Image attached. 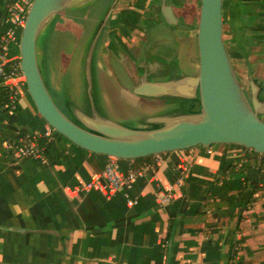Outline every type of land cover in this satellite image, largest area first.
I'll use <instances>...</instances> for the list:
<instances>
[{
  "label": "crops",
  "instance_id": "1",
  "mask_svg": "<svg viewBox=\"0 0 264 264\" xmlns=\"http://www.w3.org/2000/svg\"><path fill=\"white\" fill-rule=\"evenodd\" d=\"M9 1L0 0V30ZM113 1L105 5L97 25ZM167 2L179 18L176 24L166 20L163 0H116L94 57L98 52L105 57L126 55L137 61L142 70L137 72L148 69L149 77L162 71L178 76L186 64L195 69L189 73H197L201 2ZM182 24L187 29L177 38L176 55L159 51L157 41L165 39L160 34ZM42 47L39 54L45 51ZM18 51L13 43L11 52ZM124 60L118 59L116 65L120 62L126 75L133 74ZM48 63L52 75L46 80L54 87L55 71ZM148 63H153L152 69ZM17 91V109L0 104V131L10 138L45 135L50 124L38 111L27 84L18 81ZM152 98H164L165 107L180 104L169 97ZM191 109H198L197 102ZM52 139L58 151L45 161L17 158L11 152L0 156V264H264L261 152L235 143H215L157 153L144 161L146 174L131 188L124 186L106 196L81 186L103 171L110 155L86 149L55 130ZM134 159L119 158L118 163L128 170ZM180 177L182 194L161 203L162 193ZM126 192L135 203H128Z\"/></svg>",
  "mask_w": 264,
  "mask_h": 264
},
{
  "label": "water",
  "instance_id": "2",
  "mask_svg": "<svg viewBox=\"0 0 264 264\" xmlns=\"http://www.w3.org/2000/svg\"><path fill=\"white\" fill-rule=\"evenodd\" d=\"M84 0H32L19 42L21 68L38 111L57 131L94 152L118 158H136L195 145L235 143L264 153V82L252 77L251 99L245 92L224 38V0H200L198 21L199 71L169 79H151L149 70L133 87L147 97L197 99L198 109L148 115L153 126L132 127L100 109L94 95L92 66L97 42L113 10V1L100 21L85 56L87 105L71 106L68 115L55 100L39 59L41 32L62 10ZM162 11L171 24L179 22L172 4L163 0ZM150 69L153 63H148Z\"/></svg>",
  "mask_w": 264,
  "mask_h": 264
},
{
  "label": "rangeland",
  "instance_id": "3",
  "mask_svg": "<svg viewBox=\"0 0 264 264\" xmlns=\"http://www.w3.org/2000/svg\"><path fill=\"white\" fill-rule=\"evenodd\" d=\"M108 3L109 0H84L62 10L51 19L38 39V47L43 46L45 50L39 54L44 76L49 82L48 78L52 75L50 69L46 68L49 62V67L51 66L55 71V76H51L55 81L54 87L56 84L60 87L59 90H55L49 85V88L59 106L71 117H74L71 108L72 100L75 104L81 103L85 109L90 108L87 105L85 56L96 25ZM225 4L224 38L242 85L250 89L252 77L261 83L264 82V0H226ZM177 12L179 14V11ZM186 29L185 24H182L171 32H162L160 36L165 39L157 41L159 51L168 50L174 57L178 49L177 38L183 37ZM122 58L126 59L124 62L133 74L126 75L124 66L120 62L116 65V61ZM105 59L110 61L113 72L110 71ZM97 64H101L102 67H96ZM137 64V61H132L126 55L119 57L107 54L105 57L99 52L97 58L95 55L92 74L94 88L100 97L98 100L103 112L132 127L143 125L151 127L153 124L145 121L149 112L161 113L188 108L178 102L165 107L164 98L154 100L152 97L136 94L133 87L140 77ZM182 69L179 70L181 73L195 71L189 64ZM151 77L154 80H165L172 78L173 73L162 71ZM69 89L72 90L69 92ZM262 93L264 97V89ZM158 101H161L163 105L160 106L161 103Z\"/></svg>",
  "mask_w": 264,
  "mask_h": 264
},
{
  "label": "built area",
  "instance_id": "4",
  "mask_svg": "<svg viewBox=\"0 0 264 264\" xmlns=\"http://www.w3.org/2000/svg\"><path fill=\"white\" fill-rule=\"evenodd\" d=\"M31 3L32 0L9 1L4 14L5 25L0 30V104H4L6 107L10 105L8 108L17 109V82L23 81L26 83L25 74L20 63V52L18 51L17 54L12 53L11 46L13 43L19 46L20 35ZM4 88L13 90L10 103H6L1 99ZM54 130L55 128L50 126L45 135L49 136V139H52ZM4 152H11L17 158L34 157L43 161L46 160V157L43 156V147L40 145L38 135L32 133L10 138L4 136L0 131V156ZM118 159V157L110 155L103 171L95 175L91 180L83 183L81 188L86 190L98 189L106 196H111L124 186L131 188L139 176L146 174L145 165L123 170L118 163ZM186 168L185 166L183 167V173ZM182 177L175 183H172L167 191L162 193L160 198L161 203H167L182 194L179 189ZM126 197L128 203L133 204L136 202V200L130 197L128 192H126Z\"/></svg>",
  "mask_w": 264,
  "mask_h": 264
},
{
  "label": "trees",
  "instance_id": "5",
  "mask_svg": "<svg viewBox=\"0 0 264 264\" xmlns=\"http://www.w3.org/2000/svg\"><path fill=\"white\" fill-rule=\"evenodd\" d=\"M225 7V5H224ZM225 11H224V17H225ZM19 47V46H18ZM241 47V46H240ZM96 79V78H95ZM47 81V80H46ZM48 83V82H47ZM49 86V84H48ZM96 93V91L94 92ZM13 95V90L9 89V88H4L2 94H1V99L6 102V103H10L11 102V97ZM99 95L96 93L95 94V99H96V102H97V105L101 108V105L99 104ZM169 99H173V97H169ZM180 102V104L184 107V106H187V107H192L196 102H198L197 99H185V98H181L178 100ZM10 106V105H9ZM8 106V107H9ZM56 133L58 136H62V137H66L65 135H63L62 133H60L59 131H57L55 129ZM68 138V137H66ZM38 140L40 142V145L43 147V156L47 157L48 155H53V152H56L58 151V146L55 144V141L54 139H49V136H46V135H39L38 136ZM170 151V150H169ZM169 151H164V152H161L162 154H165ZM60 152V151H59ZM264 155V153H262ZM155 154H150V155H147V156H141V157H136L134 159V162L132 164V167L133 168H138V167H141L143 166L144 164V161H146L147 159H150L151 157H153Z\"/></svg>",
  "mask_w": 264,
  "mask_h": 264
},
{
  "label": "flooded vegetation",
  "instance_id": "6",
  "mask_svg": "<svg viewBox=\"0 0 264 264\" xmlns=\"http://www.w3.org/2000/svg\"><path fill=\"white\" fill-rule=\"evenodd\" d=\"M139 71V70H138ZM138 74H141V73H139L138 72ZM140 76V75H139ZM151 79H152V77H150ZM241 84H242V82H241ZM243 86V85H242ZM249 87H250V85H249ZM243 88H244V90H245V92L247 93V95H248V97L251 99V93H250V89H246L244 86H243ZM94 92H95V90H94ZM262 92V91H261ZM261 92H260V96L262 97V95H263V93L261 94ZM88 98V97H87Z\"/></svg>",
  "mask_w": 264,
  "mask_h": 264
},
{
  "label": "bare ground",
  "instance_id": "7",
  "mask_svg": "<svg viewBox=\"0 0 264 264\" xmlns=\"http://www.w3.org/2000/svg\"><path fill=\"white\" fill-rule=\"evenodd\" d=\"M58 74V73H57ZM51 79V78H50ZM55 82V81H54ZM53 85V84H52ZM52 87V89H53V86H51ZM56 90V89H55ZM58 93H59V91H58ZM57 97V96H56ZM55 98V97H54Z\"/></svg>",
  "mask_w": 264,
  "mask_h": 264
}]
</instances>
